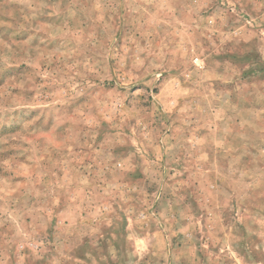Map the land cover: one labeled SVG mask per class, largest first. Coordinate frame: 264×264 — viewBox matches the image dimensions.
<instances>
[{
  "label": "rangeland",
  "instance_id": "obj_1",
  "mask_svg": "<svg viewBox=\"0 0 264 264\" xmlns=\"http://www.w3.org/2000/svg\"><path fill=\"white\" fill-rule=\"evenodd\" d=\"M0 264H264V0H0Z\"/></svg>",
  "mask_w": 264,
  "mask_h": 264
}]
</instances>
